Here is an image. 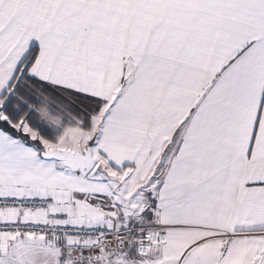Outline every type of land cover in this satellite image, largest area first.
Listing matches in <instances>:
<instances>
[{
	"label": "snow or ice",
	"instance_id": "obj_1",
	"mask_svg": "<svg viewBox=\"0 0 264 264\" xmlns=\"http://www.w3.org/2000/svg\"><path fill=\"white\" fill-rule=\"evenodd\" d=\"M0 264H264V0H0Z\"/></svg>",
	"mask_w": 264,
	"mask_h": 264
}]
</instances>
